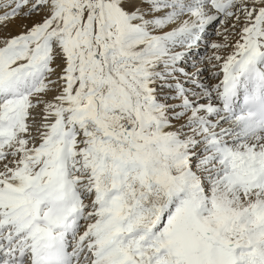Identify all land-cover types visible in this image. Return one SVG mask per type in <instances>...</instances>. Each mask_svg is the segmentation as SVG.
I'll list each match as a JSON object with an SVG mask.
<instances>
[{"label": "snow or ice", "instance_id": "6c2138e0", "mask_svg": "<svg viewBox=\"0 0 264 264\" xmlns=\"http://www.w3.org/2000/svg\"><path fill=\"white\" fill-rule=\"evenodd\" d=\"M0 264H264V0H0Z\"/></svg>", "mask_w": 264, "mask_h": 264}]
</instances>
